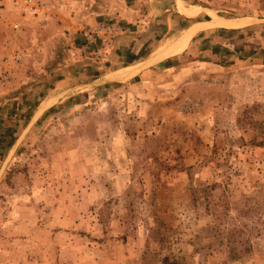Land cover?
<instances>
[{
    "label": "rangeland",
    "instance_id": "obj_1",
    "mask_svg": "<svg viewBox=\"0 0 264 264\" xmlns=\"http://www.w3.org/2000/svg\"><path fill=\"white\" fill-rule=\"evenodd\" d=\"M113 1L96 26L140 15ZM181 1L244 20L213 27L233 42L264 26V0ZM31 15L0 0V264H264V63L218 44L21 108L7 86Z\"/></svg>",
    "mask_w": 264,
    "mask_h": 264
},
{
    "label": "crops",
    "instance_id": "obj_2",
    "mask_svg": "<svg viewBox=\"0 0 264 264\" xmlns=\"http://www.w3.org/2000/svg\"><path fill=\"white\" fill-rule=\"evenodd\" d=\"M40 2V11L29 19L31 28L19 30L18 37L28 45L22 47V64L13 69V81L7 86L18 89L11 103L21 108L29 107L41 94L39 104L49 108L54 105L53 96L59 100L73 89L79 94L89 82H125L149 76L155 64L190 50L216 60L218 44L227 56L238 42L241 54L264 63V26L252 35L236 34L233 42L230 32L210 27V17L201 18L200 8L181 0H135L133 7L140 12L135 21L113 15L112 20L121 25L118 32L106 44L90 46L87 52L83 31L116 13L115 1ZM154 23L158 33L153 31ZM169 30L173 33L166 36ZM61 50H65L63 56L54 61L53 54ZM94 52L99 56L96 59L89 54Z\"/></svg>",
    "mask_w": 264,
    "mask_h": 264
},
{
    "label": "built area",
    "instance_id": "obj_3",
    "mask_svg": "<svg viewBox=\"0 0 264 264\" xmlns=\"http://www.w3.org/2000/svg\"><path fill=\"white\" fill-rule=\"evenodd\" d=\"M27 10L33 14L37 15L41 9L40 0H23ZM18 23L14 24L17 27ZM118 28L113 23L102 22L98 26L88 28L83 31V38L85 39V46L90 47L96 43L106 44L113 34L117 32ZM98 56V54H95ZM7 79V77H6Z\"/></svg>",
    "mask_w": 264,
    "mask_h": 264
},
{
    "label": "bare ground",
    "instance_id": "obj_4",
    "mask_svg": "<svg viewBox=\"0 0 264 264\" xmlns=\"http://www.w3.org/2000/svg\"><path fill=\"white\" fill-rule=\"evenodd\" d=\"M208 25L210 27H222L227 29H234L246 25V22L240 19H224L220 17H214L210 19V23Z\"/></svg>",
    "mask_w": 264,
    "mask_h": 264
},
{
    "label": "water",
    "instance_id": "obj_5",
    "mask_svg": "<svg viewBox=\"0 0 264 264\" xmlns=\"http://www.w3.org/2000/svg\"><path fill=\"white\" fill-rule=\"evenodd\" d=\"M109 82V81H108ZM111 82V81H110Z\"/></svg>",
    "mask_w": 264,
    "mask_h": 264
}]
</instances>
